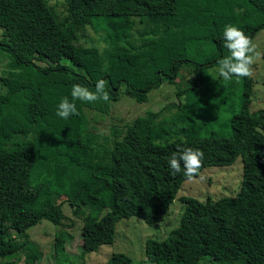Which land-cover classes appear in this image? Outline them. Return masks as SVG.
I'll use <instances>...</instances> for the list:
<instances>
[{"label": "trees", "instance_id": "trees-1", "mask_svg": "<svg viewBox=\"0 0 264 264\" xmlns=\"http://www.w3.org/2000/svg\"><path fill=\"white\" fill-rule=\"evenodd\" d=\"M229 24L252 39L264 27V0H65L63 14L47 0H0V49L13 59L0 75L1 255L27 248L39 260L26 228L42 219L57 227L56 249L64 239L63 201L82 217L83 254L112 243L121 218L159 222L186 179L183 165L171 175L168 160L191 147L204 153L202 168L241 156L240 189L217 200L181 196L178 225L164 239L146 240L142 264H264V108L250 109L252 77H240L238 108L219 119L233 93L217 72L229 55ZM87 27L104 32V46L88 41ZM201 41L210 49L196 53L198 61L190 52ZM184 63L198 82L177 85L176 101L113 126L104 142L88 131V110L109 113L121 92L146 101L162 82L172 84ZM100 79L109 102L77 100L79 115H56L74 84L95 91ZM106 264L132 259L113 252Z\"/></svg>", "mask_w": 264, "mask_h": 264}, {"label": "rangeland", "instance_id": "rangeland-1", "mask_svg": "<svg viewBox=\"0 0 264 264\" xmlns=\"http://www.w3.org/2000/svg\"><path fill=\"white\" fill-rule=\"evenodd\" d=\"M49 4L55 6L58 13H64L65 0H47ZM86 37L88 41L104 46V32L95 31L92 27H87ZM257 44L258 50L264 53V27L259 29L252 38ZM210 49L208 41L194 43L191 46L190 56L197 59L196 53ZM201 59V58H200ZM13 59L11 55L0 49V75L8 74L12 70ZM44 64V63H42ZM253 89L251 96L252 111L264 108V56L252 66ZM217 73V72H215ZM188 78H194L195 83L198 78L193 68L187 64H182L176 80L171 84L162 82L159 87L150 90L146 101L137 102L132 97L121 92L117 101L112 102L109 113L102 114L88 110L86 113L87 127L90 132L100 134V142H104L110 135L113 126H121L131 118L144 114L148 110H157L165 104L176 101L177 85H181ZM220 80L225 82L221 77ZM233 86V93L230 98L221 104V121L226 120L233 111L237 110L239 97L242 91V79L233 78L229 81ZM124 90V85L121 86ZM0 91H5V87L0 83ZM214 126V125H213ZM216 126V125H215ZM215 129L221 133L224 131L223 125H218ZM205 132H202L204 134ZM106 136V137H105ZM243 173V162L241 156H237L232 164L223 166H205L199 175L192 181L185 179L180 185L167 213L157 223L147 224L141 218L131 215L128 218H121L116 223L114 240L110 244H101L95 250L82 253L81 238L82 217L74 216L69 205L64 202L65 196L54 195L56 202H62V210L65 219L62 221L64 232L63 240L54 249L53 243L57 227L47 219H42L34 225L26 228L29 236L38 250L41 252L39 260L34 261L30 254L33 252L27 248L13 254H0V264H7L16 261L18 264H106L113 252L125 253L132 259V264H142L145 258V242L147 239H164L169 231L179 223L181 213L185 208V203L180 200L181 196H189L204 201L207 198L217 200L224 196H234L240 189ZM86 208H84V211ZM88 211V210H87ZM14 234V231H11ZM87 246H91L87 244ZM32 259V260H31ZM204 264H211L203 260Z\"/></svg>", "mask_w": 264, "mask_h": 264}, {"label": "clouds", "instance_id": "clouds-1", "mask_svg": "<svg viewBox=\"0 0 264 264\" xmlns=\"http://www.w3.org/2000/svg\"><path fill=\"white\" fill-rule=\"evenodd\" d=\"M223 47L229 55L218 61L217 72L225 82H229L233 77L253 76L252 66L258 62L264 53L258 50L257 44L249 38L242 29L234 25H226L223 31ZM71 100L64 97L58 104L56 115L62 119H68L72 115H79L76 103L109 102L110 95L106 91V81L100 79L97 81L95 91L80 84H74L71 90ZM204 153L200 150H194L191 147L179 149L174 152L168 160L171 175L175 176L182 172L187 181H192L199 175L203 164Z\"/></svg>", "mask_w": 264, "mask_h": 264}]
</instances>
